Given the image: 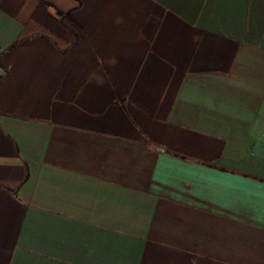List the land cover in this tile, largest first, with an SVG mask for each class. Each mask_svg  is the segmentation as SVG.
<instances>
[{"label": "crops", "instance_id": "obj_1", "mask_svg": "<svg viewBox=\"0 0 264 264\" xmlns=\"http://www.w3.org/2000/svg\"><path fill=\"white\" fill-rule=\"evenodd\" d=\"M0 264H264V0H0Z\"/></svg>", "mask_w": 264, "mask_h": 264}, {"label": "trees", "instance_id": "obj_2", "mask_svg": "<svg viewBox=\"0 0 264 264\" xmlns=\"http://www.w3.org/2000/svg\"><path fill=\"white\" fill-rule=\"evenodd\" d=\"M56 11H57V13H59V14H63V12H61L60 10H58V9H56Z\"/></svg>", "mask_w": 264, "mask_h": 264}]
</instances>
